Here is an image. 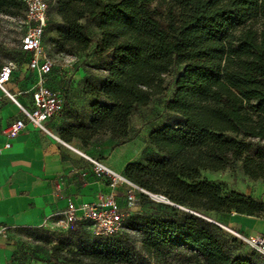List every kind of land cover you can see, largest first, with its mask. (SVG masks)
<instances>
[{"label":"trees","instance_id":"16d2710c","mask_svg":"<svg viewBox=\"0 0 264 264\" xmlns=\"http://www.w3.org/2000/svg\"><path fill=\"white\" fill-rule=\"evenodd\" d=\"M49 6L59 21L48 19L44 36L49 27L57 53L86 51L92 23L99 33L95 48L110 55L104 78L87 86L94 97L89 123L75 117L62 127L59 134L66 142L77 139L85 146L98 134H109L117 144L129 141L135 107L163 94L164 75L175 64L183 66L166 103L177 123L151 129L152 153L126 164L122 175L164 196L182 217L134 214L117 235L139 234L144 253L157 264H165L179 248L195 258L194 264H261L252 255L232 254L221 227L188 211L208 218L211 212L264 217V201L202 176L204 170L223 171L241 163L246 177L264 179V0H54ZM22 11L20 19L23 0H0L1 13ZM144 197L149 196L140 193L139 202ZM71 232H87L94 239L75 249L61 239L50 247L53 264L137 262L117 235L93 236L88 221L65 234Z\"/></svg>","mask_w":264,"mask_h":264},{"label":"crops","instance_id":"0c3cea01","mask_svg":"<svg viewBox=\"0 0 264 264\" xmlns=\"http://www.w3.org/2000/svg\"><path fill=\"white\" fill-rule=\"evenodd\" d=\"M98 39L99 33L96 39H92L89 48L81 53V58L87 59L90 51L96 47ZM29 58L30 54L24 52L22 63L19 66L13 64L14 70L6 83V89L18 103L31 109V91L40 76L27 68ZM77 64L79 65V62ZM105 74L103 70L100 80ZM53 75L52 68V72L44 78V85L58 92L63 98V105L66 101L70 104V109H73L75 99L67 100L55 89L64 88L69 84V89L72 90L82 81H94L86 77V68L80 65L75 69L70 82L64 72L55 77ZM93 99L89 93L82 94V101L87 108L85 124L90 121L89 105ZM20 117L19 107L0 91V264L19 263L20 252L17 243L26 232L42 230L53 237H64L65 233L56 222L69 203L75 206L94 203L99 195L111 192L107 181L94 174L89 158L100 160L114 172L123 175L126 164L142 161L143 154L142 147L131 157H125L130 144L140 140L132 139L130 127V140L123 144H117L109 134H98L85 146L77 139L69 142L62 140L60 129L74 121L71 116L60 111L47 123L50 134L27 125L9 141L11 146L5 148L8 140L3 130ZM149 132L150 130L147 131V137ZM61 141L68 143L70 147ZM238 164L242 170L241 163ZM229 170L231 169L204 170L202 176L214 182L224 183L228 190H236L264 201V183L252 181L249 189H242L234 184ZM126 189V185L121 184L114 191L118 208L122 212L127 210ZM210 214L212 220L243 235L264 234V217L238 215L235 212ZM259 262L264 264L261 259Z\"/></svg>","mask_w":264,"mask_h":264},{"label":"rangeland","instance_id":"374dc122","mask_svg":"<svg viewBox=\"0 0 264 264\" xmlns=\"http://www.w3.org/2000/svg\"><path fill=\"white\" fill-rule=\"evenodd\" d=\"M49 5L54 3V0H45ZM164 6L160 4L158 7L159 13H163ZM23 11L20 14H4L0 12V66L4 64H14L19 66L24 57V51L20 47L21 38L24 33V25L21 23V17ZM20 17V18H19ZM49 22H58L59 17L56 15L54 10L48 14ZM163 22V20L161 19ZM258 26V25H257ZM87 33L92 39L98 37V30L96 25L90 24L87 26ZM53 37V33L50 32L49 27L45 33L42 41L43 51L53 63L54 77L60 75L62 72L65 73L66 77H69L68 82L72 79L74 71L77 66H84L86 68V77L93 79L94 81L89 82L88 80L82 81L81 84L70 90L69 84L64 88H58V90L68 100L74 98L73 109L69 108L70 104L65 101L60 112L71 116V119L75 121H85L87 108L82 101V94L87 93V86L89 84H96L100 81L103 74V67L109 60V53L100 51L99 49L93 48L90 51V55L86 58H81L82 54L79 53L74 56L64 55L57 53L50 43V39ZM79 62V65L77 64ZM183 66L175 64L163 77L164 86L166 91L152 98V100L146 106H137L132 112L129 120V127L132 139L139 138L135 143H131L128 152L125 157H131L134 153H137L140 148L143 147L142 159L145 156H150L152 153V147L147 137V131L158 128L163 124L172 123L175 124L178 121V117L171 114L166 110V103L171 98L175 81L177 76L182 72ZM55 84V83H54ZM70 94V95H69ZM72 96V97H71ZM256 147L253 146L250 154L253 155ZM117 161V160H116ZM239 164L236 163L229 174L232 177L234 184L242 189H249L252 181L246 177L242 170L239 168ZM256 183H264V179L254 181ZM258 199V198H256ZM126 200V195H125ZM260 200V199H258ZM127 210L125 213L126 217H130L134 214H148L155 216H162L168 218H181L182 214L179 211H174L167 204L159 198L155 197H144L140 200L137 206H131L126 200ZM129 209V210H128ZM208 216L212 217V214L207 213ZM221 238L225 245L229 247V250L234 255L244 256L252 255L256 259L264 261V255L258 253L249 247L246 243L237 238L234 234L229 231L222 229ZM24 237V238H23ZM17 243L18 251L20 252L19 263L17 264H53L52 260L55 258L51 255L50 247L57 244L61 239H68L72 249L77 248L80 243L89 242L94 238L87 232L83 233H68L65 234L64 238L53 237L42 230H32L26 232L25 235ZM120 237L125 245H127L137 256V262L135 264H157L156 261L148 258L142 249V237L137 233L123 232ZM195 258L191 257L189 252L185 248H179L173 251L165 260V264H194Z\"/></svg>","mask_w":264,"mask_h":264},{"label":"built area","instance_id":"2783aa9c","mask_svg":"<svg viewBox=\"0 0 264 264\" xmlns=\"http://www.w3.org/2000/svg\"><path fill=\"white\" fill-rule=\"evenodd\" d=\"M23 6L24 16L21 19V23L24 25V33L21 38L20 47L22 51L30 54L27 68L37 72L40 79L31 91L33 107L28 109L18 103L6 89V83L10 80L14 70L13 64H4L0 68V91L19 107L21 114L20 118L15 119L3 130V134L8 140L5 148L11 146L9 141L21 133L27 125H31L44 133L50 134L47 123L63 106L62 96L44 85V78L52 72L53 68V63L49 60L42 47V39L48 23L50 6L45 0H23ZM61 142L70 147L68 143ZM89 161L93 166L94 174L98 178L107 181L111 192L106 195H99L97 201L94 203H82L79 206L69 203L56 222L57 226L64 233L78 230L84 221L90 223V231L96 237H110L121 233L124 230L123 225L126 215L119 210L114 192L117 186L121 184L127 187L126 200L131 206L135 207L138 205L140 193L159 198L165 203L172 204L164 196L150 194L131 183L122 175L105 166L100 160L89 158ZM188 212L204 221H208L229 231L253 250L264 255V234L243 235L220 225L211 218L194 211Z\"/></svg>","mask_w":264,"mask_h":264}]
</instances>
